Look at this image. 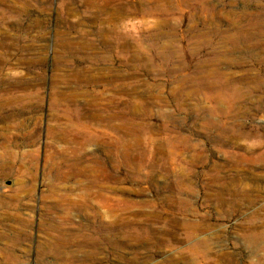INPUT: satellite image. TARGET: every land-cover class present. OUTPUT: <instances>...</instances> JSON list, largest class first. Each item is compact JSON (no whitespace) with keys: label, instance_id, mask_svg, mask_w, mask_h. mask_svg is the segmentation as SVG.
<instances>
[{"label":"rangeland","instance_id":"obj_1","mask_svg":"<svg viewBox=\"0 0 264 264\" xmlns=\"http://www.w3.org/2000/svg\"><path fill=\"white\" fill-rule=\"evenodd\" d=\"M0 264H264V0H0Z\"/></svg>","mask_w":264,"mask_h":264}]
</instances>
